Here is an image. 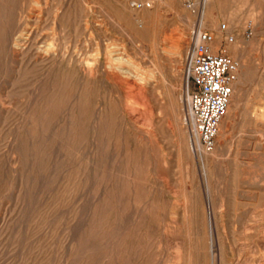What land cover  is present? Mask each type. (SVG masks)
I'll return each mask as SVG.
<instances>
[{
	"label": "rangeland",
	"instance_id": "obj_1",
	"mask_svg": "<svg viewBox=\"0 0 264 264\" xmlns=\"http://www.w3.org/2000/svg\"><path fill=\"white\" fill-rule=\"evenodd\" d=\"M190 1L135 19L126 0H0V264H264V0L204 19L245 81L209 172L186 123Z\"/></svg>",
	"mask_w": 264,
	"mask_h": 264
},
{
	"label": "built area",
	"instance_id": "obj_2",
	"mask_svg": "<svg viewBox=\"0 0 264 264\" xmlns=\"http://www.w3.org/2000/svg\"><path fill=\"white\" fill-rule=\"evenodd\" d=\"M185 1L187 6L193 4L190 0ZM141 6V3L136 4L137 8ZM223 29L227 30L225 27ZM233 40L234 36L227 32L217 46V36L200 29L190 37L184 69L186 123L190 128L193 146L198 150L209 152L214 148L220 123L230 104L239 70L238 62L227 52V46Z\"/></svg>",
	"mask_w": 264,
	"mask_h": 264
},
{
	"label": "bare ground",
	"instance_id": "obj_3",
	"mask_svg": "<svg viewBox=\"0 0 264 264\" xmlns=\"http://www.w3.org/2000/svg\"><path fill=\"white\" fill-rule=\"evenodd\" d=\"M128 3H130V7H131V17L132 18H135V19H137V16L134 14V11L135 10H133V8H136L137 9V7H136V4L137 3H141V8H143V6H144V4L142 3V2H144V1H146V0H126ZM209 1L210 0H204L203 1V3H204V5H207V3H209ZM185 3H186V1H185ZM187 5V4H186ZM197 6V3L194 1L193 2V4L192 5H190V6H187L188 8H190V9H195V7ZM138 9H140V8H138ZM111 16V15H110ZM205 17H206V11H203V14H202V21H201V28H199L200 30H202L203 29V27H204V19H205ZM114 22V21H113ZM119 24V23H118ZM117 26V25H116ZM123 28V27H122ZM238 75V74H237ZM237 79V78H236ZM236 82V81H235ZM235 83L233 84V88H234V90H233V88H232V96H231V100H232V97H233V95H234V97L236 96V100H237V103H239L240 101H241V98H242V95H243V92H244V90H245V81L244 80H242V81H240V82H238V84H236L235 86ZM233 91H234V94H233ZM230 104H231V101H230ZM230 104H229V106H230ZM229 106H228V108H229ZM228 108H227V112H229L228 111ZM229 110H230V108H229ZM227 112H226V114H227ZM224 120V119H223ZM223 120H222V122L220 123V128H219V132H220V129L222 128V126L224 125L223 123ZM256 120V119H255ZM258 123H259V126L261 127V129H260V131H263L264 132V108H260V116H259V118H258ZM258 125V124H257ZM259 127V128H260ZM259 130V129H258ZM256 131H257V129H256ZM262 132V133H263ZM261 133V134H262ZM219 134L220 133H218V136H219ZM219 138V137H218ZM217 143L218 142H216V144H215V146H214V148L211 150V151H209V152H204L203 150H199V151H203V153H202V160L204 161L203 163H205V165H207L208 166V172L210 171V169H211V167H213L212 166V163L214 162L213 160H214V158L216 157H219V154L223 151V150H221V147H222V145H219L218 144V146H217ZM198 150V149H197ZM262 157H263V161H257L256 162V164H254V165H264V153H263V155H262ZM246 164H248V163H246ZM252 165V164H251ZM250 176V175H249ZM247 181H245V183H246ZM244 183V182H243ZM242 221V220H241Z\"/></svg>",
	"mask_w": 264,
	"mask_h": 264
},
{
	"label": "crops",
	"instance_id": "obj_4",
	"mask_svg": "<svg viewBox=\"0 0 264 264\" xmlns=\"http://www.w3.org/2000/svg\"><path fill=\"white\" fill-rule=\"evenodd\" d=\"M200 2L198 1L197 4H199ZM201 5L203 6V11H206L207 16H206V28H211L215 31H217L219 29V25H218V16H213V10L215 6H219L220 8L217 9L218 14H221L222 12H224L223 9H221V1L220 0H211V2H209V4L204 5L203 2H201ZM202 11V12H203ZM217 14V15H218Z\"/></svg>",
	"mask_w": 264,
	"mask_h": 264
}]
</instances>
